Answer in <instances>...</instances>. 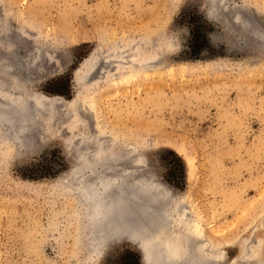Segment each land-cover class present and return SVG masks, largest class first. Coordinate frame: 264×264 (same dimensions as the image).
<instances>
[{
  "label": "rangeland",
  "instance_id": "rangeland-1",
  "mask_svg": "<svg viewBox=\"0 0 264 264\" xmlns=\"http://www.w3.org/2000/svg\"><path fill=\"white\" fill-rule=\"evenodd\" d=\"M219 1L0 0L12 11L0 10V24L3 14L13 17V40L0 36V79L10 81L13 58L25 91L62 102L39 112L21 143L0 130V264H145L123 237L93 248L74 172L80 151L93 155L101 143L135 156L127 171L156 183L144 199L185 205L181 215L191 218L178 235L196 223L205 255L220 254L209 264H264V60L246 30H264V0H229L239 12ZM238 15L247 26L237 28ZM143 38L155 42V73L120 74ZM252 56L260 60L248 65ZM111 58L120 59L112 78L91 72L75 84L77 71ZM190 234L185 248L195 246Z\"/></svg>",
  "mask_w": 264,
  "mask_h": 264
},
{
  "label": "bare ground",
  "instance_id": "bare-ground-1",
  "mask_svg": "<svg viewBox=\"0 0 264 264\" xmlns=\"http://www.w3.org/2000/svg\"><path fill=\"white\" fill-rule=\"evenodd\" d=\"M214 1L216 4L222 3L219 0H214ZM228 1L229 0H224L223 2L229 4ZM246 3L247 2H244L245 5ZM210 4H211V8L207 10L208 16L211 17L212 19H215L214 18L215 15L212 14L211 12H217V9L215 6H214L215 9L213 8L212 4H214V2L211 3L210 1ZM231 6L233 10L237 7L236 4H232L230 5V7ZM239 6L240 5L238 4V7ZM238 7L236 9H238ZM249 7L250 10H254L253 12H257L255 14L260 13V10L257 9L255 6H249ZM6 8L7 9H4L1 6L0 7V10L2 9L1 12H12L9 7ZM222 10L223 12H225L227 9L223 8ZM222 10H218V12ZM239 11L236 10V12ZM235 18H237V20L235 19L237 21L235 25L236 26L238 25L237 28L240 29L245 24L247 26V22L245 23V20L243 18H239V15L238 17ZM12 22H13V17L10 13L3 14L2 17L3 24H0V36H2V34L4 35L6 34V37H8L9 40H13L12 31H11L13 29ZM222 22L224 25H226L225 19H222ZM248 27L250 26H247V28ZM247 28H246V30L248 31L247 39H250L252 37L254 40V42H252L253 44L252 50H256L258 54L259 53L262 54L263 59L262 58L261 59L264 60V30L263 29L254 30L253 27L249 29ZM243 30L245 31V27ZM253 30L255 31V33ZM1 39L4 38L2 37ZM9 46L12 48V42H10ZM10 47L9 49H11ZM129 50H130L128 53L129 56L126 58L127 60L122 61L125 62L126 64V65L123 64L124 68L123 67L119 68L118 66L120 64V59L119 60H116L115 58L113 59L111 58V60L104 59L102 64H100L99 61L97 60L98 62L96 61L90 63V66L86 69V71L85 69L80 72L77 71L78 73L76 75L79 81H75V84L77 86L79 85L83 86L85 83H87L86 81L87 77L91 72H95L94 73L95 77L97 74L100 73L102 78L110 73L111 74L110 77L112 78L116 74L115 70L118 68L119 70H121L119 72L120 74L127 72L128 73L133 72L136 74H141L142 72L155 73L157 66H159L158 64L160 62H159L158 53L155 48V42L153 39L147 40L146 38L145 39L143 38L142 44L137 43L136 47L133 46ZM144 51L146 53H144ZM122 52L123 50L121 51V53ZM90 58H92V56ZM252 59L253 61H250L248 65H255L256 64L255 62L260 60L259 56L256 57L252 56ZM29 61L30 63H28ZM89 61H90L89 58L85 59V61L82 62L80 68L85 64H87ZM35 62L36 60L33 59L32 60L27 59L26 61L27 65H32V64L34 65ZM14 66L15 65L13 58H11L10 62L7 63V67H5L4 64H2L3 70H5V68L8 69V75H9L8 80L10 81L6 82L5 80L4 82L3 79H0V130L6 131L5 133L3 132L4 133L3 136L6 139L5 141L9 142L11 140L12 141L14 140V142L21 143L22 139L23 138L25 139V137L28 135L30 128L34 127L33 120L35 119L33 118L36 117V115H38L39 112L46 113V111L52 108L51 104H53V102H58L59 99H53L51 101H49L48 99L43 100V98H47V97H41V95L32 94L28 91H25V89L21 87L19 78L15 76L16 74H14V69H13ZM83 77L84 79L82 80ZM30 101H33L35 103L37 102V104L39 105L38 108L33 107L35 109L37 108L36 110L37 112L36 111H34L33 113L31 112L30 110L31 108L28 107ZM53 106L56 107V105ZM45 113H43V115ZM81 140L82 137L79 140V142H81ZM97 140L99 139L97 138ZM101 146H103L102 143L99 146L98 150L95 151V153H93V155L90 154L88 155L87 153L89 152L87 151H86L87 153L82 150L80 151V153L78 152L81 157L80 158L81 163H79L80 164L78 166L79 169L76 170V172H74L79 175V182L76 184V190L79 195L78 202L80 204V207L83 208V213L86 220L90 223L89 233H91L90 235H92V237L94 238L93 241L94 244L92 245L95 251H99L100 253L107 247L110 241L123 237L126 240H129L137 245L138 249L142 254V259L144 260L145 264H209L210 262H213L214 257L217 259V257L220 256V254H214L212 252L213 254L211 253L207 254L209 258L213 257L212 259H209L205 255L206 247L204 243L206 241H204V243L203 242L201 243V240H203L204 238L202 237L201 230L199 229L196 223L193 224V227L191 229V234L195 238V240H191V242L196 246V249L195 246L193 245L191 246H193L194 249H192L193 247H190L189 245L187 246V248H185L186 247L185 243H181V242L182 239H184L183 242H185L186 237L183 238V236H187L188 234H190V231L187 230L189 233L186 232L187 233L186 235H181V236L178 235V233L182 231V228L184 230L185 227H183V225L185 226L187 224L186 220L189 217L191 218L190 214L188 215L189 212L186 213L187 215L185 214L186 217L182 216L184 215V213L181 215L183 210L185 212L187 211L184 207L185 205L181 204L184 205L182 209L179 206L180 202H178L177 205L178 207H180V209L175 210L174 208H170L171 207L170 206L171 203H170L169 205L167 204L168 207L170 206L169 207L170 209H166L167 207L163 208L166 205L165 206L161 204L159 205L157 203L158 201L156 202L155 200L156 196L155 198L152 197L155 194L150 196V200H148L149 195L148 196L146 195L144 199L143 198L144 194H147L148 193L147 191H149L150 195L152 194L150 192L153 191L152 187L156 188L155 187L156 183H154L152 179L151 180L148 179L145 180V182H143L144 179L141 173L136 172L134 170L133 171L131 170V172L127 171L125 167V162H126L125 160L128 159V161L132 162L136 160L134 159L136 157L135 156L133 157L131 155L128 157L120 156L116 152L106 150L105 145L103 148ZM73 149H75L74 146ZM137 156L138 158L140 157L139 155ZM138 158L137 160L139 161L140 158L139 159ZM106 161L107 162L109 161L110 164L106 163ZM160 190L156 189L154 191L157 192ZM162 192H164V190H161L160 194H163ZM141 193L142 194L144 193L143 196ZM167 194L169 195V191L168 193L166 192V195ZM160 197L163 196L161 195ZM181 216L184 217L183 219L185 222H183V224L180 220ZM185 218L187 219L185 220ZM187 237L189 240L186 242V244H189L188 242L190 241V239H193V237H190L189 235ZM175 240H178L179 241L178 243L181 244L179 245L174 244ZM191 249L193 252H190L189 254L188 251ZM200 251L204 253V254L201 253L203 254L202 256L204 257L202 259L204 260V263L198 262L201 259L198 258L199 259L198 261L196 259L197 256L200 257L201 255ZM193 253H196V255L197 254L200 255L193 256Z\"/></svg>",
  "mask_w": 264,
  "mask_h": 264
},
{
  "label": "water",
  "instance_id": "water-1",
  "mask_svg": "<svg viewBox=\"0 0 264 264\" xmlns=\"http://www.w3.org/2000/svg\"><path fill=\"white\" fill-rule=\"evenodd\" d=\"M45 99H48L49 101H51V100H53V99H59V101L58 102H53V104H51L52 106L53 105H56V104H60V103H62L61 101H60V98L58 97V96H53V97H47V98H43V100H45ZM42 100V101H43ZM38 104H37V102L35 103V102H33V101H30V104H28V107L29 108H31V107H37L38 108ZM141 253V252H140ZM143 261V260H142Z\"/></svg>",
  "mask_w": 264,
  "mask_h": 264
}]
</instances>
